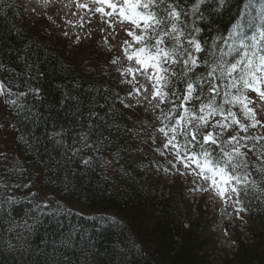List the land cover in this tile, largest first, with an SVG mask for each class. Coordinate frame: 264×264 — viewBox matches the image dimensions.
<instances>
[{
	"label": "snow or ice",
	"instance_id": "obj_1",
	"mask_svg": "<svg viewBox=\"0 0 264 264\" xmlns=\"http://www.w3.org/2000/svg\"><path fill=\"white\" fill-rule=\"evenodd\" d=\"M225 6L226 0H87L85 3L77 0L79 9L110 17L107 24L113 32L114 25H119L131 37V41L124 40L121 45L128 66H119L118 57H113L110 63L117 65L115 70L125 78L122 83L140 85L133 87L129 97L133 92L139 96L143 90L151 96V99L149 95L143 97L150 105L158 100L153 107L160 110L156 118L161 126L156 131L163 134L166 143L163 151L160 148L155 151L161 156L167 152L173 157L168 163L177 174L196 175L209 182L221 200L225 203L232 200L238 206L239 213L248 210L254 201L264 203V144L261 143L264 135L248 134L249 129L258 125L264 129V104L257 109L249 96L252 92L264 101V0H240L226 32L216 30L212 34L216 23L213 17ZM106 7L111 11L106 12ZM104 42L108 43L107 37ZM26 67L32 69L34 65ZM0 68H4L2 63ZM200 68L204 71H197ZM40 75L43 73L37 72L31 78L38 79ZM129 76L131 79H127ZM138 77L146 78L151 85L150 93ZM41 91L39 86H29L26 92H14L0 80V97L14 108V115L19 119V126L11 123L0 127L7 130L10 126L18 133L17 142L35 153L38 165L35 176L27 183L10 182L9 173L19 171L20 175L29 176L32 173L20 165L18 158L9 160L7 153H0V251L16 254L13 259L18 256L19 264H40L35 257L41 256L43 264H71L64 251L79 244L81 264H92L89 258L100 255L95 238L90 236L85 244L83 235L76 240L78 228L61 232L64 223L60 218L71 213L46 192L41 195L39 190H33L37 182L45 186L46 174H50L49 179L60 180L62 173L64 187L73 186V179L80 176L82 180L96 160L95 156L80 155L83 148H92L86 142L87 134L82 137L85 143L81 148L69 149L58 108L48 106L41 112L36 105L25 102L31 95L42 103ZM76 99L65 93L60 107ZM161 105L168 107L161 108ZM37 129L42 131L38 133ZM149 135L155 143V137ZM102 142L98 141V145ZM99 150L97 146L95 151ZM73 163L84 169L82 174L71 167ZM254 172L259 179L253 177ZM20 195L31 206L23 209L22 215L18 210ZM116 223L115 217L101 215L95 218L96 232L102 234ZM41 229L44 247L33 250L30 238ZM58 233V241L49 239ZM103 254L107 264H132L134 259V251L121 241L107 246Z\"/></svg>",
	"mask_w": 264,
	"mask_h": 264
},
{
	"label": "trees",
	"instance_id": "obj_2",
	"mask_svg": "<svg viewBox=\"0 0 264 264\" xmlns=\"http://www.w3.org/2000/svg\"><path fill=\"white\" fill-rule=\"evenodd\" d=\"M239 4L240 0H226V6L213 17L216 23L212 34L216 30L226 32ZM0 37H3L0 43V63L4 65V68H0L2 81L14 92H26L29 86H39L43 102L33 99L31 95L25 98V102L36 105L41 112H45L48 106L58 108L59 119L65 124L64 139L69 149H78V135L84 130L86 142L92 145L91 149L85 148L84 154L96 157L94 167L87 171V175L82 180L80 176L75 177L73 186L68 188L62 183V173L60 180L49 179L50 174L43 177L45 187L61 201L88 211L83 215L65 209L71 215L60 218L64 223L60 231L78 228L76 240L79 241L83 235L85 244L90 236L95 238L100 255L89 258L92 264H107L104 250L116 241H121L123 246L134 251L132 264H218L211 261L206 253L209 228L202 226L201 221H192L187 217L189 207L184 204L185 191L175 187L162 188L154 179L155 162L150 161L157 151L151 148L154 144L149 134L155 137L157 144L159 132L156 129L161 126L160 121L156 118L154 124L143 125L147 117L135 108L126 107V98L121 96L122 93L110 80L94 72L91 67L79 71L78 65L63 57L59 48L43 45L31 36L22 26V13L17 0H0ZM27 64L34 67L28 69ZM37 72L43 75L32 79ZM65 93L77 99L67 101L61 108L60 101ZM167 107L164 105L163 108ZM8 110L12 122L19 126L14 108L8 105ZM143 126L147 128L146 132ZM41 131L37 129L38 133ZM101 140L103 142L98 145ZM16 143L24 161L35 171L38 167L35 153L17 140ZM97 146L99 151H95ZM80 155L83 156L82 153ZM106 156L111 157L117 170L115 181L103 174L102 158ZM71 167L81 174L84 171L78 163H73ZM18 173L10 174L11 179L19 177L21 183L24 182L25 176ZM257 175L255 178L259 179ZM29 207L27 201L21 199L18 210L22 215V210ZM241 213L246 217L252 243H237L234 253L226 255L219 264H264V203L254 201L248 210ZM101 215L115 217L117 223L99 234L96 232L95 218ZM43 237L44 230L41 229L30 238L33 250L44 247ZM52 238L58 241L59 233L49 237ZM78 248L79 244L64 251L71 264H81L82 253ZM14 255L0 251V264H19L18 256L14 260ZM35 259L43 264L42 256Z\"/></svg>",
	"mask_w": 264,
	"mask_h": 264
},
{
	"label": "rangeland",
	"instance_id": "obj_3",
	"mask_svg": "<svg viewBox=\"0 0 264 264\" xmlns=\"http://www.w3.org/2000/svg\"><path fill=\"white\" fill-rule=\"evenodd\" d=\"M79 2L85 3L87 0H79ZM17 3L22 13V26L31 36L38 39L43 45L59 48L60 54L77 64L79 71L83 72L85 71V67H91L95 70L94 72L100 73L102 77L110 80L120 91V94L122 93L121 96L126 98L127 105L137 109L139 112L141 111L142 115L147 117L148 120L143 125L154 124L156 121L155 115L160 114V110L153 107L158 103V100H153L150 105L148 100H145L143 97L144 95H149V99H151V96L144 93L143 90H141L139 96L133 92L132 96L129 97L128 93L133 91V87H139L140 85L135 84V82L133 84L122 83L121 81L125 78L121 77L119 72L115 70L117 65L110 63L113 57H118L120 59L119 66H128L129 62L124 56L121 45L124 40L131 41V37H128L119 25H114L115 32L108 27L107 21L111 19L110 17H101L99 13L93 15L87 9H79L77 7V0H17ZM33 3L38 6L35 8ZM105 11H111V9L106 7ZM73 13H76V15H73ZM81 17H83V20H81ZM68 21L72 23L69 24L67 23ZM81 24H83V27H81ZM66 31L68 32L67 36L64 35ZM109 33L112 34L110 35ZM77 36L80 37L79 42H77ZM105 37L108 39L107 44L104 42ZM127 79H131V77L129 76ZM138 79L140 83L147 84L146 78L138 77ZM0 80H2L1 77ZM150 92L151 88L149 89ZM249 96L253 98L257 109L261 104H264V101H260L255 93L250 92ZM4 99V97H0V124L10 125L13 122L8 105L4 103ZM258 119H261L259 115ZM143 131L146 132L147 128L144 127ZM235 131L239 130L235 129ZM248 134L264 135V129H261L258 125L255 129H249ZM84 135V130L79 132L78 149L85 143V140L82 139ZM240 135H245V133H240ZM156 141L157 144L153 143L154 145L152 144L153 146L151 147L153 151L156 148H160L163 151L166 139L162 133H158ZM261 143L264 144V141H261ZM140 147L144 148V146ZM84 150L85 148H83L81 153L84 157H87L88 155L84 154ZM242 151H247V149H242ZM0 153H7L9 160L18 158L20 165L32 173V176L24 174L25 180L22 183L19 177L11 179L10 182L24 184L35 176V171L30 168L20 155L16 143V132L10 126L7 127V130L0 127ZM152 158L153 160L150 163L155 162L153 175L157 183L162 188L167 187L169 189L175 187L185 191L184 204L189 207L187 217L192 221L197 222L199 220L202 226L209 228L205 249L206 253L211 257V261L219 264L226 255L234 253V250L237 249L236 245L239 242L252 243L251 232L247 230L246 217L241 212H237L238 206L234 205L232 200H228L225 203L216 194V191L209 187V182L202 180L196 175L181 176L177 174L168 163L173 157L167 152H165L164 156L156 152ZM4 163L7 164L8 162L5 161ZM102 164L104 176L111 181H115L117 170L112 163L111 157H103ZM8 166L12 167L10 164ZM178 167L182 171H185L182 166L178 165ZM165 169H168V171L165 172ZM12 173H9V176ZM254 173L253 177L255 178L256 173ZM17 175H20V173ZM195 189L200 190L197 191ZM204 189L208 190L205 191ZM33 190H39L41 195L46 192L51 199L63 204L65 209L74 210L83 215L88 214V211L78 205L61 201L56 194L45 186L42 187L39 182L36 184V189ZM16 191L20 193L19 189ZM23 191L27 192L28 189H24ZM20 199H24L23 195H20ZM184 228L187 229V225Z\"/></svg>",
	"mask_w": 264,
	"mask_h": 264
}]
</instances>
